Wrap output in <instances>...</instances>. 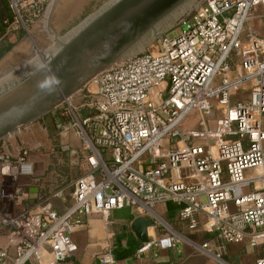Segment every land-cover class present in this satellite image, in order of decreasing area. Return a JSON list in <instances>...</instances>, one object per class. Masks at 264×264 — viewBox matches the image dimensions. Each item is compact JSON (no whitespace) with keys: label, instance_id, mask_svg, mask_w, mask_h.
<instances>
[{"label":"built area","instance_id":"2783aa9c","mask_svg":"<svg viewBox=\"0 0 264 264\" xmlns=\"http://www.w3.org/2000/svg\"><path fill=\"white\" fill-rule=\"evenodd\" d=\"M47 1L9 0L12 19L4 37L28 33ZM257 8L264 20V0H203L177 35L156 41V52L99 72L83 87V101V89L65 98L54 110L60 117L53 127L59 138L71 135L79 143L87 169L62 213L43 198L12 217L15 254L9 260L0 248V264H40L46 252L51 264H59L77 251V217L133 208L154 218L164 201L176 205L178 221L189 231L264 248V38L250 26ZM246 86L247 100L234 101ZM213 110L222 115L214 130L181 131L191 112L209 116ZM57 147L73 151L69 141ZM39 148L37 141L11 151L0 142V174L33 177L30 154ZM248 169L251 175H245ZM26 195L15 188L5 197L21 203ZM184 240L171 231L140 243L136 256L175 249ZM191 245L231 264L207 243ZM97 260L117 264L109 249Z\"/></svg>","mask_w":264,"mask_h":264},{"label":"water","instance_id":"95a60500","mask_svg":"<svg viewBox=\"0 0 264 264\" xmlns=\"http://www.w3.org/2000/svg\"><path fill=\"white\" fill-rule=\"evenodd\" d=\"M194 1L113 0L88 17L58 40L42 63L0 91V142L52 113L99 72L141 54L134 52L148 40H158L165 35L161 28L175 22L179 13ZM192 14L182 19L179 27ZM48 76H55L61 82L51 94L37 88V83ZM35 194L36 189H33L32 202ZM156 224L146 214L135 218L131 229L140 243H147L150 241L148 228Z\"/></svg>","mask_w":264,"mask_h":264},{"label":"crops","instance_id":"0c3cea01","mask_svg":"<svg viewBox=\"0 0 264 264\" xmlns=\"http://www.w3.org/2000/svg\"><path fill=\"white\" fill-rule=\"evenodd\" d=\"M6 39L9 41L8 36ZM5 57L6 54L0 59V62ZM1 82L2 81H0V85ZM46 129L43 123L35 122L26 126L22 132H17L7 137L4 141L7 148L11 151H16L18 147L23 144H33L37 141L41 142V148L47 149L49 145H46L45 140L41 137V130H44L45 136L48 137ZM30 132L39 133V135L29 138L26 134ZM61 138L62 140L65 139L69 141V143L76 144V140L71 135H64ZM62 140L60 139L58 142L62 143ZM58 142L55 146L52 145V147H50L52 152L54 151V147L58 148ZM70 155L80 157V152L73 149ZM57 176H59V179L55 180L56 183L59 181L60 184H62V177L60 175ZM22 179H24L22 183L23 188L21 187L20 190L27 195L23 196V201L21 203L17 202L13 197H5L6 194L12 195L15 188L9 191L3 189L2 191L0 198V216L3 221L6 220L7 214L11 212L17 213L22 209L33 210L36 204L43 198H48L52 201L57 213H62L72 202L73 187L70 194H64L62 190L46 191L43 189L42 184H34V181L39 182L43 180L42 178L22 177ZM45 180L46 179H44V181ZM58 185L59 184L56 186ZM33 189H36V197L32 202L30 196ZM154 215V218L150 216L154 220H158L160 226L156 225L155 227L148 228V236L150 238H157L162 234L173 231L183 238L184 236L182 233L186 232L188 234V239L184 238V242L175 249L159 250L157 253L152 251L137 257L136 250L140 242L133 233L131 226L134 219L141 215H139L135 209L122 208L113 210L108 215L91 214L80 216L76 218L80 225L72 234V240L77 246V251L71 258L59 264H100L97 260V256L105 249L111 250L117 264H221L212 255L204 251L197 249L196 251L188 252L186 250V245L183 244L189 243L191 245V243L197 242L195 240V242H193V239H199L200 236L204 237L202 238L201 244L207 243L212 251L221 255L222 260L225 262L231 264H255L258 259L264 258V248L262 247L251 249L245 243H225L216 233H205L201 229L195 231L187 230L178 221V209L172 202L164 201L158 203L154 209ZM0 248L7 251L9 260L13 259L15 246L10 240V233H2L0 230ZM52 260V256L46 252L40 264H51Z\"/></svg>","mask_w":264,"mask_h":264},{"label":"rangeland","instance_id":"374dc122","mask_svg":"<svg viewBox=\"0 0 264 264\" xmlns=\"http://www.w3.org/2000/svg\"><path fill=\"white\" fill-rule=\"evenodd\" d=\"M111 1L113 0H48L43 13L35 24L29 28L28 33L19 32V34L11 33L9 35L8 39L10 43H13V47L6 53V57L0 62V81H6L0 86V91L14 84L21 75L27 73L32 67H34L32 64L37 66L42 63L53 48L57 46L58 40L66 37L88 17L99 11ZM202 1L203 0H195L189 8H186L179 13V18L175 20V22L169 23L167 26L161 28L162 35H177L180 31L179 25L182 19L195 12V10L201 5ZM260 13V8H257L255 10L257 19L251 20L250 26L256 31H254L255 35L264 38V20L259 18ZM151 41L152 40H148L143 47L139 48L134 53H142L147 50L156 52L157 39ZM88 88L91 90L92 86L89 85ZM82 89L84 90V88ZM86 93V89L81 93L82 101L87 98L82 97ZM248 94L249 88L247 87L245 90L235 93L234 101L247 100ZM77 98L79 99V97ZM61 108L64 109L66 107L61 106ZM53 113L54 111L40 121H37L43 123L45 129L47 128L48 137L45 136L44 130H41V137L45 140L46 145H49V148H39L30 154V159L33 162L35 171L33 177L43 179L39 182L34 181V184H42L43 189L46 191L62 190L64 194H70L75 180L80 175L82 176L84 174L87 165L82 155V148L80 157H77L76 155L72 156L70 155L71 152L61 151L56 147H54V151L52 152L50 147H52V145L55 146L57 143L56 141H59L60 139L62 140V138H59L56 135L53 127L57 121V117H52ZM221 117L220 110H213L209 116L201 115L199 112L193 111L186 116L180 129L183 132L188 130L201 131L203 129L214 130ZM26 135L29 136V138H32L39 135V133L30 132ZM65 142H67L65 139L62 140V143ZM75 143L76 144L69 143L71 144L70 149L79 151V143L77 141ZM252 172V169H248L245 171V175H251ZM57 175L62 177V184H60L59 181L56 183L55 180L59 179V176ZM22 177L28 178L27 176L5 177L0 174V198L3 189L9 191L14 190V188H23L22 183L24 179H22ZM44 179L46 180L44 181ZM57 184L59 185L56 186ZM17 213L11 212L7 214L8 216L4 221L0 216V230L2 233H11L12 227L10 225V220ZM182 235L184 238L188 239V234L186 232H183ZM200 237L199 239L195 237L197 240L193 239V242L197 241L195 243L200 245L202 238H204L203 236ZM183 245H186L185 247L188 252L197 250L196 247L189 243Z\"/></svg>","mask_w":264,"mask_h":264},{"label":"trees","instance_id":"16d2710c","mask_svg":"<svg viewBox=\"0 0 264 264\" xmlns=\"http://www.w3.org/2000/svg\"><path fill=\"white\" fill-rule=\"evenodd\" d=\"M11 19L12 11L9 0H0V59L13 47V43H10L6 37H4L7 22H10ZM52 117H60L59 112L54 111Z\"/></svg>","mask_w":264,"mask_h":264},{"label":"clouds","instance_id":"9594fccd","mask_svg":"<svg viewBox=\"0 0 264 264\" xmlns=\"http://www.w3.org/2000/svg\"><path fill=\"white\" fill-rule=\"evenodd\" d=\"M60 83L61 82L55 76H48L45 77L43 81L37 83V88L51 94L56 90Z\"/></svg>","mask_w":264,"mask_h":264},{"label":"flooded vegetation","instance_id":"af4514ba","mask_svg":"<svg viewBox=\"0 0 264 264\" xmlns=\"http://www.w3.org/2000/svg\"><path fill=\"white\" fill-rule=\"evenodd\" d=\"M32 66H35L34 64H32ZM6 81L5 80H3L2 82H1V85H3L4 83H5ZM0 85V86H1Z\"/></svg>","mask_w":264,"mask_h":264}]
</instances>
